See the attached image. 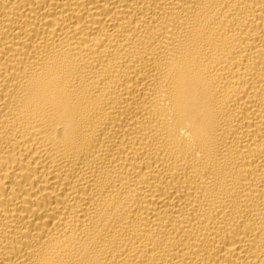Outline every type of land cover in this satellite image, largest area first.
I'll use <instances>...</instances> for the list:
<instances>
[{
  "label": "bare ground",
  "instance_id": "1",
  "mask_svg": "<svg viewBox=\"0 0 264 264\" xmlns=\"http://www.w3.org/2000/svg\"><path fill=\"white\" fill-rule=\"evenodd\" d=\"M0 264H264V0H0Z\"/></svg>",
  "mask_w": 264,
  "mask_h": 264
}]
</instances>
